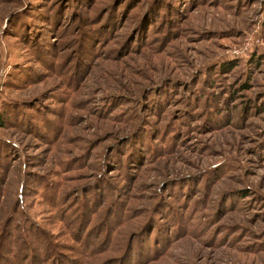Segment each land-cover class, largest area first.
I'll use <instances>...</instances> for the list:
<instances>
[{
	"label": "rangeland",
	"instance_id": "rangeland-1",
	"mask_svg": "<svg viewBox=\"0 0 264 264\" xmlns=\"http://www.w3.org/2000/svg\"><path fill=\"white\" fill-rule=\"evenodd\" d=\"M127 240L264 264V0H0V264Z\"/></svg>",
	"mask_w": 264,
	"mask_h": 264
},
{
	"label": "trees",
	"instance_id": "trees-1",
	"mask_svg": "<svg viewBox=\"0 0 264 264\" xmlns=\"http://www.w3.org/2000/svg\"><path fill=\"white\" fill-rule=\"evenodd\" d=\"M88 52V51H87ZM84 53V52H83ZM2 117H3V114H2ZM131 130V129H130ZM134 131H137V130H134ZM131 139V138H130ZM13 238V237H12ZM24 245V244H23ZM49 245L50 246H48V248L50 247V248H52L53 246L49 243ZM19 247V246H18ZM22 251L23 250H20L19 251V249L17 250V255L15 254L14 255V257H15V259H17L18 257L20 258V257H22L23 256V254H22ZM132 243H130L128 240L126 241V243H125V245H124V247H123V254H122V252L120 253V254H118V255H116V256H112L113 258H115V260H114V262L116 261V260H118L120 257H121V254H122V256L123 257H125V259L122 261H120L119 262V264H130L131 263V261H132V258H130V256H131V254H132ZM19 252V253H18ZM27 252L28 253H26V257H25V260L28 258V255H29V264H40L43 260H39L40 258H44V251L42 252L41 250H40V248L39 247H30V246H28V249H27ZM51 255H53V254H51ZM112 257L111 258H109V259H107L108 261L107 262H105V263H103V264H110V263H112V261H113V259H112ZM45 258H47V256L45 257ZM129 258V259H128ZM128 259V260H127ZM137 259V258H136ZM103 261V260H102ZM59 264H75L74 263V261H72V260H70L69 258H67V263H65V262H59ZM96 264H99V262L98 263H96Z\"/></svg>",
	"mask_w": 264,
	"mask_h": 264
}]
</instances>
